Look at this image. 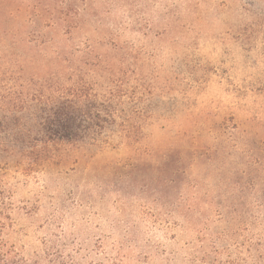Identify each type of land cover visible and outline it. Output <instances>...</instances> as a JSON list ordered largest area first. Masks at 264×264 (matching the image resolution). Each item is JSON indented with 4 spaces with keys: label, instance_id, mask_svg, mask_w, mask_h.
<instances>
[{
    "label": "trees",
    "instance_id": "obj_1",
    "mask_svg": "<svg viewBox=\"0 0 264 264\" xmlns=\"http://www.w3.org/2000/svg\"><path fill=\"white\" fill-rule=\"evenodd\" d=\"M79 2L34 0L13 6L0 0V264H264L259 158L249 162L258 178L236 171L227 196L201 194L196 179L184 184L192 192L172 191L180 170L172 174L169 165L160 164L172 177L162 180L153 208L128 223L127 241L113 246V256L100 246L47 240L28 257L13 241V180L20 176L25 186L37 182L44 192L53 167L58 173L86 155L138 147L164 110L139 66L130 65L133 48L120 41V26L100 16L96 0L87 6L94 17L85 18L86 7ZM25 12L34 15L22 16ZM88 24L103 38L84 51L75 35ZM200 151L210 154V149ZM246 188L253 189L252 196L243 194ZM68 248L74 255L66 253Z\"/></svg>",
    "mask_w": 264,
    "mask_h": 264
},
{
    "label": "rangeland",
    "instance_id": "obj_2",
    "mask_svg": "<svg viewBox=\"0 0 264 264\" xmlns=\"http://www.w3.org/2000/svg\"><path fill=\"white\" fill-rule=\"evenodd\" d=\"M6 1L16 6L34 0ZM89 1L78 6L86 7L90 20ZM96 1L100 16L120 26V41L134 49L130 65L139 66L164 110L138 147L86 155L58 173L53 167L44 192L37 182L13 180L17 211L11 236L28 257L47 240L100 246L113 256V246L127 241L128 223L153 208L162 180L172 177L162 164L172 174L180 170L172 191L192 192L184 184L196 179L201 194L215 196L233 192L229 183L236 171L258 178L252 159L259 158L264 171V0ZM26 14L34 15H21ZM88 25L75 35L84 51L103 38ZM205 149L210 154L198 153Z\"/></svg>",
    "mask_w": 264,
    "mask_h": 264
}]
</instances>
